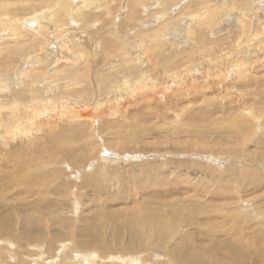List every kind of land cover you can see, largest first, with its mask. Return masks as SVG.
<instances>
[{
  "label": "rangeland",
  "instance_id": "1",
  "mask_svg": "<svg viewBox=\"0 0 264 264\" xmlns=\"http://www.w3.org/2000/svg\"><path fill=\"white\" fill-rule=\"evenodd\" d=\"M19 1L11 6L20 17L17 29L41 45L14 58L0 53V184L7 182L0 200L11 204L0 212L11 230L0 234V264H57L65 255L69 264H161V250L147 241V247L131 245L129 221L111 218L143 197L148 204L177 196L195 201L196 209L209 205L208 217L220 230L227 203L238 210L230 228L262 220L253 217L264 207V185L255 191L264 176V0H246L244 12L229 11L196 36L187 33L195 14L178 17L190 0L166 8L141 0L130 13L128 0H66L63 26L52 16L57 7L39 10L41 0ZM222 1L212 0L217 8L233 6ZM75 10L87 21L76 19ZM32 18H41V28L23 26ZM10 27L3 37L12 41ZM158 27L157 40L151 34ZM110 80L115 85H107ZM25 89L34 91L21 97L27 106L9 110ZM248 178L252 184L241 186ZM17 179L33 180L36 195L25 194ZM193 212L197 223L208 219ZM205 222L199 228L211 231L212 222ZM30 231L45 238L20 241ZM176 232L182 241L184 232ZM114 235L121 245H113ZM94 239L104 252L82 245ZM258 255L238 256L237 264H264Z\"/></svg>",
  "mask_w": 264,
  "mask_h": 264
},
{
  "label": "bare ground",
  "instance_id": "2",
  "mask_svg": "<svg viewBox=\"0 0 264 264\" xmlns=\"http://www.w3.org/2000/svg\"><path fill=\"white\" fill-rule=\"evenodd\" d=\"M25 1H32V0H25ZM128 1H129L128 13L133 12L136 9L135 5L141 4V0H137L136 3H131V2H133V0H128ZM143 1L145 2L146 0H143ZM157 1L159 3L158 5H160V7L166 8V6H168V5H175L178 0H157ZM230 1L232 2V5H233L231 8L228 9V7L224 6L223 8L220 7L221 8L220 9V8H217L216 5H214L212 0H190L189 1L190 3L187 6H183L182 8H180L178 17L183 15V14H187L189 12L195 14V15L189 16L191 19V22H189V24H188L187 33L189 34V36H194V35L196 36L198 34H196L195 32H197L200 29H203V30L206 29L207 30V29L212 28L213 26H215L219 22L220 17L223 18L225 16H228L229 11L230 12L234 11V9H238V10L243 11V5L246 4V3H244L246 0H229L228 2H230ZM19 2H20L19 0H0V34H1V36H0V53H2V54L4 53L3 55L5 57L8 55L7 57H9V58L12 55H14V56H12L11 58H14L15 56L19 55L18 52L20 50L22 51L21 53L26 52V50L31 52L36 46L41 45V42L40 43L37 42L36 35L28 34V33L24 32L25 30L20 31V32L18 31V29H17L18 27L16 25L19 23L20 17H19V15L16 14L17 10L16 11L11 10V6H14ZM32 2H34V0ZM41 2H43L45 5L43 6V3H41ZM41 2H39V3H40V5H42V7H41L42 9H39V10H46V9L51 10L54 6L57 7L56 13H54L52 16L53 17L60 16V18L54 20L55 24H60V26H63V22L66 23V20L64 18V13L67 12V14H68L69 7H70V5L68 4V2L66 0H41ZM83 3L85 4L84 1H83ZM20 4H22V3L20 2ZM14 8L16 9V7H14ZM32 9H34V8H32ZM23 10H24V8H22V11ZM195 12H199V13H195ZM74 13H75L74 16L76 15V19H78L82 22L87 21L88 17H86L85 15L77 14L78 12L76 10ZM107 13L108 12H106V14ZM246 14L247 13H243V17H245ZM27 15H29V14H27ZM37 18H35V20H34V18L27 19L26 22L22 19L23 22L26 23V25H24L25 24L24 23L23 26L24 27L27 26L26 29L28 28V30H30V31H33V28L35 26H36V28H34V29H36V30L41 28V26L38 25V23L41 21L40 20L41 18H39V22H38ZM241 18L242 17L238 18V21L240 22V24H244L243 20L241 22ZM8 19L11 20V22L10 21L8 22ZM22 20H21V22H22ZM9 24L11 26L10 29L12 31H14L13 33H15V35H16V36L14 35V38L16 37L15 40H12V41H9V39L7 40V38L4 39V37L7 34V31H5V29L8 28ZM196 26H198L199 29L196 30V28H195ZM20 27H21V25H20ZM160 29L161 28L158 27V30L154 31L151 34V37L153 39L155 38L158 40V37H159L158 32ZM10 33H12V32L10 31ZM37 35H39V34H37ZM136 38H138V37H136ZM3 40H5V41H3ZM198 41L203 43L204 39L202 37H200L198 39ZM152 43H154V42H152ZM76 48H77V46H71L70 50L73 51ZM157 50H158V48H157ZM150 52H152V51H150ZM15 54H17V55H15ZM9 55H11V56H9ZM7 59L6 60L3 59V60L6 62ZM125 61H126V59H125ZM6 64L4 65V67L7 66ZM9 64H10V62H9ZM123 64H125V62ZM10 65L12 66V64H10ZM1 68H3V67H1ZM5 69H6V67H5ZM128 70L129 69H127V68L125 69V71L123 69V71L126 73ZM247 72H249V71H247ZM1 74L2 73L0 72V75ZM0 80H1V76H0ZM111 80H110V83L108 82L107 85H109V86L115 85V82L112 83L113 81H111ZM34 82H36V80ZM27 92H29L31 94L34 93V91H32V89H31V91H29V90L27 91V89H25V90H20L19 92H17V97H15L13 99V103H11V105L9 106V110L11 109V106H12V108L15 110V112L18 113L17 109L20 106H23L22 108L26 107L27 103H20V101L23 100V98H21V97L25 96V94ZM33 98L34 99H32V98L31 99L36 100V96L35 97L33 96ZM0 108H1V106H0ZM30 113H32V112H30ZM14 115L16 116V114H14ZM20 115H21V113H20ZM33 115H34V113H33ZM20 118H21V116H20ZM33 119L34 118H32V120ZM2 120L3 119H1V117H0V129L2 128V126H5V125H2L3 124ZM10 121H13V120L10 119ZM14 121L16 122L17 120L14 119ZM20 122L21 121H19L15 124V126H17V127H14V129L16 128L17 130H19ZM4 123H5V121H4ZM16 129H15V131H17ZM10 131H9V135H10ZM0 132H1V134H3L2 133L3 130ZM19 132H20V130H19ZM4 133H5V131H4ZM4 135H6V134H4ZM4 135H3V138H4ZM6 136L8 137V135H6ZM20 166H24V165L21 164ZM15 171L19 172L21 170H20V168L19 169L16 168ZM257 178H258V181L256 182L255 191L258 187H260L261 185H264V176L260 175ZM242 179H243V177H242ZM248 179H250V178H248ZM17 181L21 182V180H19V179H17ZM32 182H33V180L30 181L29 183H25V182H21V183L24 184V186H25L24 187L26 190L25 194L28 193V194H31L33 196L34 194L36 195V193H33L36 191H35V185L30 184ZM251 184H252V179H250L249 183L246 182V184H243V181H242L241 186L246 187V186H249ZM6 187H7V182L2 181L0 184V199L3 198V195L6 192ZM262 195L264 196V194H262ZM195 196H196V194L193 195V197H195ZM220 197L228 200V198H225V194L221 195ZM232 197L234 200L237 199V196H235V197L232 196ZM141 199H142V203H138L139 205L137 204L135 206V208H132V210H130L129 212L128 211L122 212V214H120L121 211L119 213L114 212V213H111V218L114 219L116 222H119L121 220L129 221V224L131 225V229L133 230V236L130 238L131 245L134 242L135 243L141 242L142 246H140V247H147V242H148L155 249L161 250L163 252V256L166 257L165 258L166 260L159 261L158 263H161V264H237V262H238L237 257L242 256V255H246L249 252H251L253 254H257V255H258V253H260V256L259 255L258 256L264 260V249L262 247V246H264V207L263 206H260L259 212L256 213V215L253 217V219L262 218V220L260 222L256 223V225L249 223L248 227L244 226V228H239V230H240L239 231L238 229H236L234 227L230 228L231 224L236 223L237 222L236 219H238V217L235 214H231V213L232 212H238V210L231 209V207H229L230 204L227 203L225 205L228 209L226 212L227 215H222V222L218 223L223 228V230H220L215 225V220H212L210 217H208L209 214H208L207 207H210L209 205L197 206V209H196L195 201H190L189 198L186 199L185 197H183V199H180V198L177 199V196H175V198L171 199V200L168 199L167 196H165V198L164 199L162 198L161 201L154 202L152 204L146 203L144 200V197ZM164 200H166V201H164ZM134 203H133V205H134ZM10 205L11 204H8V203L0 200V212L4 211ZM219 206H223V205H219ZM27 207H29V206H27ZM195 210H199V212L201 214H203L205 217L208 218V219H205V221L210 220L212 222V224H211L212 230L211 231L201 230L199 228L200 224H205L206 222L203 221L204 223H197V222H199V220L196 219L197 217L193 216V215H195V213L193 212ZM200 210H202V211H200ZM217 211H221V210H217ZM109 214H110V210H109ZM45 216L46 215H43L41 218L44 219V218H46ZM3 221H6V220H4L2 217H0V229H1L0 234H2L5 237L8 235V233L11 232V230H9L10 224H8L7 221L6 222H3ZM239 222L241 223L240 225L248 224L247 220H245V219H240ZM180 229L184 232V235L182 236L183 237L182 241H181V237H177L175 235V232L177 230L179 231ZM233 233H236V234H233ZM37 234H34L33 232L30 231L29 233L22 234L19 239L22 242H28V241L37 242L38 240L45 238L44 237L45 234H43L42 231H39ZM172 235H173V237H175L173 242H172L173 246L171 244H169V242H170L169 240H170V237H172ZM237 235H239L240 238H238ZM55 236L56 235H54V237ZM149 236H151V239H146ZM57 237H59V235H57ZM219 237L226 239V241H224V240L214 241L216 238H219ZM112 238H113V241L115 243L113 245H115V246L121 245L120 236L114 235V236H112ZM82 245L83 246H92V247L94 246L95 249L98 251V253L105 251V248L99 246V244L97 243V240H95V239L92 241L83 242ZM118 250H123V249L118 248ZM137 250H143V249H133L132 252L136 253V252H138ZM108 253H110V252H108ZM67 256L68 255L60 256V259L58 260L57 264H69V262H68L69 256L68 257ZM153 257H154V255H153ZM108 258H109V260L112 261V263H113V260L118 261V259H119L118 257L116 259H114L115 257L114 258L108 257ZM92 261H94V260L92 259ZM71 262H72V260H71ZM73 262H72V264H79V263H77V261L74 263ZM120 263L123 264L124 262L121 261ZM118 264H119V262H118ZM239 264H243V263H239ZM245 264H247V263H245Z\"/></svg>",
  "mask_w": 264,
  "mask_h": 264
}]
</instances>
